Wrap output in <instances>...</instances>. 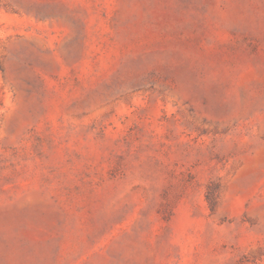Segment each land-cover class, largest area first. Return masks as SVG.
Segmentation results:
<instances>
[{"label":"rangeland","instance_id":"1","mask_svg":"<svg viewBox=\"0 0 264 264\" xmlns=\"http://www.w3.org/2000/svg\"><path fill=\"white\" fill-rule=\"evenodd\" d=\"M0 264H264V0H0Z\"/></svg>","mask_w":264,"mask_h":264}]
</instances>
